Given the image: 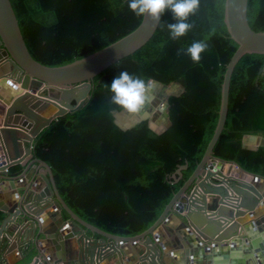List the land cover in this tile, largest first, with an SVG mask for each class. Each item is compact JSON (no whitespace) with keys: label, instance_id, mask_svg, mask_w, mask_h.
Returning a JSON list of instances; mask_svg holds the SVG:
<instances>
[{"label":"trees","instance_id":"1","mask_svg":"<svg viewBox=\"0 0 264 264\" xmlns=\"http://www.w3.org/2000/svg\"><path fill=\"white\" fill-rule=\"evenodd\" d=\"M128 2L9 0L27 52L48 67L81 59L134 30L141 16ZM223 2L200 0L187 21L193 27L175 41L167 25L176 21L164 13L141 48L93 77L83 107L35 136L32 157L49 167L59 196L84 222L122 237L143 232L200 161L217 120L224 67L236 49L223 24ZM246 21L252 31L264 32V0H247ZM194 41L209 45L198 64L184 54ZM122 70L183 89L167 98L170 125L160 134L145 121L124 131L113 123L112 113L122 110L111 104L104 84ZM244 135L264 139V55L244 54L235 64L223 129L211 151L264 178V146L242 148Z\"/></svg>","mask_w":264,"mask_h":264},{"label":"water","instance_id":"2","mask_svg":"<svg viewBox=\"0 0 264 264\" xmlns=\"http://www.w3.org/2000/svg\"><path fill=\"white\" fill-rule=\"evenodd\" d=\"M246 7L247 0L223 2V24L236 49L224 67L217 120L200 161L152 225L137 235L122 237L77 217L59 196L49 167L32 157L31 148L35 136L51 121L83 107L93 77L141 48L159 22L142 16L134 30L115 42L71 63L48 67L31 58L9 0H0V88L8 81L16 86L15 92L6 87L12 91L9 98L0 95V264H264V213L260 210L264 178L211 155L223 129L235 64L244 54L264 55V32L249 28ZM260 73L261 69L256 78ZM168 88L175 91L162 94ZM182 91L176 83L160 84L156 101L167 105L169 96L177 97ZM158 105L148 107L142 120L155 134L170 125L168 106L161 112ZM155 113H159L157 118L163 125L150 128ZM118 115H130L124 111L112 113L113 123L120 130L136 125L131 116L120 123ZM247 138L263 139L244 135L242 148L264 146L247 145ZM12 165H19L20 172L7 176ZM19 179L26 183L15 187L13 182ZM16 193L20 198L14 200L11 197ZM52 206L55 211L47 213L50 226L43 229L40 216ZM247 213L251 220L241 224ZM169 215L174 225L163 227L168 236L163 239L164 252L161 240L151 234L167 222ZM40 243L47 247L48 256L40 251ZM12 250L19 252L20 259L8 263L3 255Z\"/></svg>","mask_w":264,"mask_h":264},{"label":"clouds","instance_id":"3","mask_svg":"<svg viewBox=\"0 0 264 264\" xmlns=\"http://www.w3.org/2000/svg\"><path fill=\"white\" fill-rule=\"evenodd\" d=\"M200 0H129L128 8L136 16H150L159 22L161 16L171 12L175 23L168 24L170 37L173 41L185 36L193 27L188 23V18L198 10ZM209 49L205 41H194L185 50L194 64L201 61L202 53ZM118 66V65H117ZM110 92V102L118 109L126 112L133 118L134 124L142 122L146 109L156 101V93L160 87L159 81L152 77L147 79L134 76L126 70H122L115 76L110 85L104 84ZM158 108L161 112L167 108L166 103L160 102ZM154 128V124L149 125ZM19 199V193L13 197ZM43 219V217H42Z\"/></svg>","mask_w":264,"mask_h":264},{"label":"crops","instance_id":"4","mask_svg":"<svg viewBox=\"0 0 264 264\" xmlns=\"http://www.w3.org/2000/svg\"><path fill=\"white\" fill-rule=\"evenodd\" d=\"M9 84L11 85V84H13V83H11V82L8 81V82L5 83V85H4L3 87L0 88V95H1V94H2V95H6L5 98H9V95L12 96L11 93H10V92H12V91H9V90L6 88V87L9 86ZM10 87H11V88L13 87V88L16 89V86H14V85H13V86H10ZM10 87H8V88H10ZM10 90H11V89H10ZM16 91H17V90H16ZM1 114H2V113H1ZM1 114H0V115H1ZM14 167H16V168L19 169L18 173L20 172L21 167H20L19 165H12V166H10V167L7 169V171H6L7 176H15V175L18 174V173L15 174V175H9V174H8L9 170L12 169V168H14ZM24 182L26 183L25 179H19V180L14 181V182H13V185H14L15 187H22V185L24 184ZM3 184H5V185L7 186V185H8V182H4ZM11 198L13 199V197H11ZM14 200H16V199H14ZM1 202L5 205V203H4L3 200H2ZM260 210L262 211V213H264V204L262 205V208H261ZM54 211H55V208L52 206V207H49L45 212H43V213L41 214V216H40V219H41L40 222H41V225L43 226V229H48L49 226H50V221H49V217L47 216V213L52 214ZM61 212H62V211H61ZM62 215H63V218H64V219H67V218H68L63 212H62ZM42 217H43V219H42ZM2 218H3V216H2V214L0 213V223H1ZM171 218H172V216L169 215L168 218H167V220H166L167 222H165L164 225L158 227L157 230H155V231L151 234V235H152V238L161 240L160 243H161V247H162V249H164V252H166V249L164 248V244H165V243H164L163 239H164V238H168V236H167L166 232L164 231L163 227H168V228H170L171 225H174V223L170 221ZM240 220H241V224H243L244 222H247V221L251 220V219H250V214L247 213V214L243 215V217H242ZM242 220H243V222H242ZM176 223H177V222H176ZM176 223H175V224H176ZM65 227H67V226H65ZM66 229H67V228H66ZM157 237H158V238H157ZM163 243H164V244H163ZM38 247H39L40 251L45 255V257L48 256L47 247H46L44 244L40 243V244L38 245ZM167 252H168V251H167ZM3 258H4V260H5L6 262H8V263H15V262H18V261H19V259H20V254H19V252H18L17 250H12V252L7 253L5 256L3 255ZM167 261H168L169 263H171L169 259H167ZM61 264H63V263H61ZM100 264H103V263H100Z\"/></svg>","mask_w":264,"mask_h":264},{"label":"bare ground","instance_id":"5","mask_svg":"<svg viewBox=\"0 0 264 264\" xmlns=\"http://www.w3.org/2000/svg\"><path fill=\"white\" fill-rule=\"evenodd\" d=\"M10 86H12V85L9 84V87ZM10 89L14 90L13 92H15V88H13V87L11 88L10 87ZM174 91H175L174 89L168 88L166 91H163L162 94L168 95L169 92L171 93V92H174ZM117 117H118V121L120 123H126V121L129 120V118H130V116L127 117L126 115H118ZM160 121H161L160 119L156 120L154 122V125L159 124ZM256 141H257V139H255V138H247L245 143L247 145H253L254 143H256ZM249 142H251V143H249Z\"/></svg>","mask_w":264,"mask_h":264},{"label":"rangeland","instance_id":"6","mask_svg":"<svg viewBox=\"0 0 264 264\" xmlns=\"http://www.w3.org/2000/svg\"><path fill=\"white\" fill-rule=\"evenodd\" d=\"M158 104H159V100L154 101L153 104H152V106H153V107H156ZM163 112H164V111H163ZM158 114H159V113H155V114L151 117V122L154 123L156 120L159 119V118H157V115H158ZM160 125L162 126L163 123L160 122ZM249 143H251V142H249ZM258 143H262V144H264V139L260 140L259 138H257L256 143H254L253 145L258 144Z\"/></svg>","mask_w":264,"mask_h":264}]
</instances>
